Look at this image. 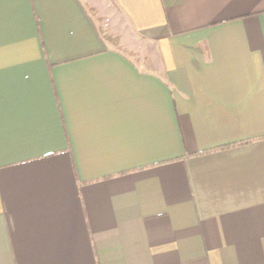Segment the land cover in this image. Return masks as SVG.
<instances>
[{
  "label": "crops",
  "instance_id": "crops-1",
  "mask_svg": "<svg viewBox=\"0 0 264 264\" xmlns=\"http://www.w3.org/2000/svg\"><path fill=\"white\" fill-rule=\"evenodd\" d=\"M0 264H264V0H0Z\"/></svg>",
  "mask_w": 264,
  "mask_h": 264
},
{
  "label": "rangeland",
  "instance_id": "rangeland-1",
  "mask_svg": "<svg viewBox=\"0 0 264 264\" xmlns=\"http://www.w3.org/2000/svg\"><path fill=\"white\" fill-rule=\"evenodd\" d=\"M92 11H96L94 9H98V6H89ZM99 20V25L102 35L105 37V39L108 41L109 45L120 47L122 44V40L120 36H117L119 32L121 33V30L124 29L126 30V22L121 16H108L109 20H106L105 18L103 19L101 16H95ZM122 28V29H121ZM120 38V39H119ZM123 47V46H122ZM124 48V47H123ZM125 49V48H124ZM127 54H130V56H134L135 59H140L138 56L133 54L132 52L126 50Z\"/></svg>",
  "mask_w": 264,
  "mask_h": 264
},
{
  "label": "trees",
  "instance_id": "trees-1",
  "mask_svg": "<svg viewBox=\"0 0 264 264\" xmlns=\"http://www.w3.org/2000/svg\"><path fill=\"white\" fill-rule=\"evenodd\" d=\"M104 38V37H103Z\"/></svg>",
  "mask_w": 264,
  "mask_h": 264
}]
</instances>
